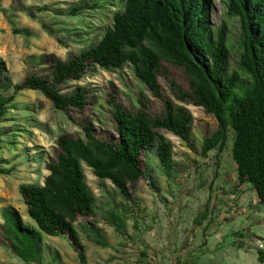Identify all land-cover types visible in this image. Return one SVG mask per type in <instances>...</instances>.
Here are the masks:
<instances>
[{"label": "rangeland", "instance_id": "obj_1", "mask_svg": "<svg viewBox=\"0 0 264 264\" xmlns=\"http://www.w3.org/2000/svg\"><path fill=\"white\" fill-rule=\"evenodd\" d=\"M123 2L0 0L1 76L19 82L33 72L46 73V64H38V56L52 53L66 59L78 53L110 27L113 12ZM76 6L84 7L71 14ZM224 13L222 0H211L213 27L221 24ZM238 34L239 22L233 19L228 32L231 69L237 64ZM170 80L189 93L183 68L162 60L158 74L161 97L153 96L128 65L116 70L95 67L64 85V91L76 86L87 89L82 110H57L34 90L15 95L0 120V168L11 169L9 174H0V264H28L4 242L1 212L13 207L24 223L35 225L18 186L42 184L48 173L45 164L58 151L56 138L63 133L82 136V125L88 121L99 137L111 134L110 99L133 111L139 108L140 99L153 117L162 111L165 98L184 106L193 119L190 143L160 130L172 146L171 168L160 165L154 150L144 151V177L128 187L126 198L82 164L95 198L93 214L78 215L73 222L84 245L86 264H264V203L258 202L248 183L237 181L230 157L231 133L222 150L214 148L201 155L202 139L216 130L217 121L202 107L177 99ZM112 215L124 221V236L107 221ZM99 236L105 245L96 242ZM145 236H150L153 244ZM41 254L42 264H81L65 236L43 235Z\"/></svg>", "mask_w": 264, "mask_h": 264}, {"label": "trees", "instance_id": "obj_2", "mask_svg": "<svg viewBox=\"0 0 264 264\" xmlns=\"http://www.w3.org/2000/svg\"><path fill=\"white\" fill-rule=\"evenodd\" d=\"M222 1L225 18L213 27L209 18L211 0H124L113 12L110 27L78 53L66 59L52 53L38 56V64H46V73L33 72L19 82H11L1 76L4 67L0 61V120L15 95L26 89L40 92L57 110H82L87 104V89L76 86L64 91L63 87L95 67L116 70L128 65L153 96L161 97L158 74L165 60L182 67L188 77L189 93L170 80L175 97L202 107L217 121L216 130L203 137L200 154L214 148L222 150L230 132V157L237 181L248 183L263 204L264 0ZM83 7L76 6L70 13L76 14ZM233 19L239 22V52L236 67L231 69L228 32ZM108 102L113 107L111 134L99 137L91 121L82 125V136L60 134L55 158L45 164L48 173L42 184L18 186L27 215L35 225L24 223L13 207L2 210V238L23 262L42 264L41 241L48 235L65 236L79 262L86 264L84 245L73 225L78 215L91 216L95 203L83 163L101 183L108 180L127 198L128 187L144 177L145 152L154 150L165 169L173 164L171 143L160 130L190 143L192 115L170 98L164 99L162 111L153 117L140 99L134 111L112 99ZM10 172V168H0V174ZM107 221L117 233L125 235L119 216L112 215ZM96 242L106 244L100 236Z\"/></svg>", "mask_w": 264, "mask_h": 264}, {"label": "crops", "instance_id": "obj_3", "mask_svg": "<svg viewBox=\"0 0 264 264\" xmlns=\"http://www.w3.org/2000/svg\"><path fill=\"white\" fill-rule=\"evenodd\" d=\"M145 238L147 239V241H149V243L153 244V239L150 236H145Z\"/></svg>", "mask_w": 264, "mask_h": 264}]
</instances>
